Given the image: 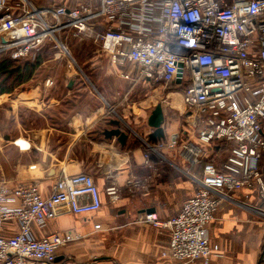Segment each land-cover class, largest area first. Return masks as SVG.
I'll return each mask as SVG.
<instances>
[{"label": "built area", "instance_id": "built-area-1", "mask_svg": "<svg viewBox=\"0 0 264 264\" xmlns=\"http://www.w3.org/2000/svg\"><path fill=\"white\" fill-rule=\"evenodd\" d=\"M59 1L38 7L33 0H0V54L10 53L17 60L50 42L82 73L61 40L74 32L97 44L112 66L134 68L135 82H150L156 97L166 94L170 99V94L180 93L188 117L202 129L203 143L183 136L153 143L139 136L149 168L157 170L165 162L174 167L166 151H177L184 163L202 168L199 177L183 170L197 190L176 216L160 221L155 213L145 214L146 222L170 232L163 259L208 264L220 255V246L210 243L209 226L223 202L264 224V0ZM185 77L191 83L187 90L181 88ZM46 84L54 82L48 79ZM210 141L231 148L222 167L205 161L204 144ZM128 185L137 187L134 181ZM242 190L252 191L257 200L249 202V195L237 199ZM117 194L115 187L106 189L112 203L118 201ZM102 205L99 186L85 173L65 175L48 196L37 183L0 185V264H58V250L78 235L35 239L33 226L44 228L64 211L95 213ZM8 221L20 227L6 238L2 232ZM259 258L264 264V246ZM62 264L76 263L67 259Z\"/></svg>", "mask_w": 264, "mask_h": 264}, {"label": "crops", "instance_id": "crops-1", "mask_svg": "<svg viewBox=\"0 0 264 264\" xmlns=\"http://www.w3.org/2000/svg\"><path fill=\"white\" fill-rule=\"evenodd\" d=\"M33 1H37L38 7L55 2ZM75 2L60 0L58 4ZM124 74L133 80L126 79ZM65 75L64 87L53 79L54 85L49 87V77L35 81V75L20 90L0 96V185L13 188L37 183L48 196L65 175L85 173L94 178L102 195L103 205L98 212L76 215L63 210L48 226H33L35 239L78 235V239L58 250V264L67 259L76 264H174L162 257L171 239L170 232L146 222L145 214L154 210L160 221L173 218L195 194L197 186L192 180L186 181V165L177 151L165 152L174 168L160 165L153 170L146 166L140 139H147L152 132L147 121L158 104L164 109L166 141L175 136L187 138L197 130L201 138L202 129L196 128L188 117L180 93L169 95L172 102L161 92L162 96L156 97L150 82H135L134 68L112 66L107 55L100 56L83 74L75 71ZM72 95L80 97L68 98ZM169 112L185 118L187 128L170 129L178 122H170ZM111 119L122 121L128 135L125 144L116 137L104 136L103 131L113 128ZM208 144L211 154L220 148L229 154L227 146L216 141ZM211 154L208 156L207 152L206 161H212ZM170 170H175L178 177L172 179ZM130 181L137 187L128 185ZM109 187L118 191L116 203L106 195ZM247 195L249 202L257 200L249 190L235 196L245 200ZM19 227L15 221H8L2 235L12 237ZM209 240L222 251L208 264H259L264 224L258 223L250 212L223 202L209 226ZM188 264L206 263L198 260Z\"/></svg>", "mask_w": 264, "mask_h": 264}, {"label": "rangeland", "instance_id": "rangeland-1", "mask_svg": "<svg viewBox=\"0 0 264 264\" xmlns=\"http://www.w3.org/2000/svg\"><path fill=\"white\" fill-rule=\"evenodd\" d=\"M36 3H37V1H36ZM61 40L68 46L71 55L74 57V59L76 60L78 66L81 68L82 74H83L84 71H86L87 69L91 68L93 66V64H95V61H97L100 56L105 55V54H102L100 52V50H99L100 47H98L97 44H95L94 42H92L91 40H88L86 38L77 37L74 32H69V31L66 32L65 34L62 35ZM72 43L74 45H78V44L86 45V46H89V48L87 50H84V51H79L78 54H77L76 51L73 50V48H72V45H71ZM81 47L84 49L83 46H81ZM84 53L87 54V56H86L85 59H81V57L84 55ZM59 54H60V52L55 47L54 43L46 42L45 44L41 45V48H39V50L33 51L31 56H27L25 58H21V59H17V60H21L23 62L29 61L31 63H36L37 59L41 57L42 63L38 67L37 72L35 73V75H36L35 81L36 80L37 81H42V80H45V78L49 77L50 79H53L54 81H56V83H58L59 86L63 85V87H64L65 86V81H66L65 73H68V75H70L71 73H73L75 71L77 73H81V72L78 71L79 69L69 66L70 60H69L68 56H63L62 54H60L61 55V57H60V56H58ZM4 56L12 58V55L10 53H3V54H0V61H1V59ZM90 56H93V57L90 58ZM88 61H90V62H88ZM109 64H110V61H109ZM85 68H87V69H85ZM126 69H131V67H126ZM80 83L84 85V82L82 80L80 81ZM92 86H93V84H92ZM190 86H191V83L188 80V77H185L184 82L181 85V88L184 89V90H187ZM159 89H161V88H159ZM78 96L79 95H74V96L72 95L71 97H68V98L74 99L75 97L78 98ZM172 101H173V98H171L170 102H172ZM169 118H170L169 119L170 122H173L171 120H176L178 122V124H179V125L176 124V125L170 126V129L178 130L179 128H183L184 127L185 123H183V122H184L185 118L177 117L176 114H173V113H170V112H169ZM180 138L182 139V137H180ZM186 139H190L192 141L203 143L201 141L200 132L198 130L196 131V133L192 131L191 135H189ZM205 147H206V149H208L207 152H208V156H209L211 154L210 151H209L210 150L209 149L210 145L208 143H205ZM207 152H206V155H207ZM222 152H224V151L221 150V148L219 150L213 152L211 154V155H214V158L212 160H214L215 162L216 161L222 162L223 160H226V158L228 160L229 157H230L229 154L225 153V152L222 153ZM162 165L169 166V163L165 162ZM185 165H186V169L189 168L190 174L199 177V175H200V173L202 171V168L199 167V165L197 167H191L189 164H186V163H185ZM168 174H169V176L172 179L178 177V174H177V172L175 170L174 171H171V170L168 171ZM186 176H187L185 178L186 181L191 180L190 177L187 174H186Z\"/></svg>", "mask_w": 264, "mask_h": 264}, {"label": "trees", "instance_id": "trees-1", "mask_svg": "<svg viewBox=\"0 0 264 264\" xmlns=\"http://www.w3.org/2000/svg\"><path fill=\"white\" fill-rule=\"evenodd\" d=\"M71 45L73 50H75L77 54L79 51H84L89 48V46L81 44L74 45L72 43ZM81 46H83L84 49ZM86 56L87 54L84 53L81 59H85ZM4 57L0 61V96L4 94H13L14 92L20 90L28 83H30L34 78L38 67L42 63L41 57L37 59L36 63H31L29 61L23 62L21 60L12 59L11 57ZM92 57L93 56H90V58ZM228 150L230 152L229 156H231V148ZM227 161L228 160L226 158V160H223L224 163L219 161L215 162L213 160L211 161V163L214 162L219 167L223 166ZM259 264H263L262 261L259 260Z\"/></svg>", "mask_w": 264, "mask_h": 264}, {"label": "water", "instance_id": "water-1", "mask_svg": "<svg viewBox=\"0 0 264 264\" xmlns=\"http://www.w3.org/2000/svg\"><path fill=\"white\" fill-rule=\"evenodd\" d=\"M182 65L179 66L180 72L178 74V79L176 81V84L180 85L182 83ZM165 114H164V109L162 104H158L154 111H152L150 117L148 118L147 125L149 128L152 129V132L148 135V140L156 143L161 140H165L166 137V132H165ZM110 125L113 127L110 130H105L103 131L104 136L107 139H112L116 137L121 144H125L128 135L127 133L123 130V124L119 119H111L110 120ZM150 213H155L154 210L148 211L147 214Z\"/></svg>", "mask_w": 264, "mask_h": 264}]
</instances>
